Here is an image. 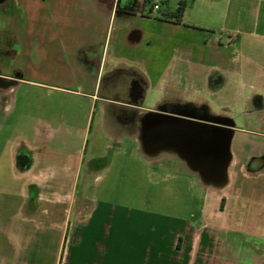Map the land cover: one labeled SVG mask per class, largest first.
<instances>
[{"label": "crops", "instance_id": "1", "mask_svg": "<svg viewBox=\"0 0 264 264\" xmlns=\"http://www.w3.org/2000/svg\"><path fill=\"white\" fill-rule=\"evenodd\" d=\"M186 1L175 23L162 15L177 4L0 0V36L13 42L0 57V264H243V233L212 212L198 222L92 187L127 160L153 172L165 149L181 158L173 113L192 105L179 92L227 73L226 52L237 74L245 50L264 58V0ZM236 192L237 217H257L261 188Z\"/></svg>", "mask_w": 264, "mask_h": 264}, {"label": "rangeland", "instance_id": "2", "mask_svg": "<svg viewBox=\"0 0 264 264\" xmlns=\"http://www.w3.org/2000/svg\"><path fill=\"white\" fill-rule=\"evenodd\" d=\"M177 1L160 0L158 4L162 11H168L175 7ZM150 7L148 3V10ZM12 50L11 33H5L3 38L0 36V57H8ZM229 58L228 52L222 55L224 60L221 66L227 67V73L208 71L205 83L197 78L194 88L179 92L180 101L194 107H205L210 115L233 122L229 145L231 156L224 181L205 179L201 171L195 167L196 170H192L187 165L194 164L190 157L180 151L179 158L165 149L160 159L163 169L153 172L136 170L134 162L127 160L132 169L124 170V175L120 176L104 175L92 187L99 199L127 203L158 202L162 203L161 210L169 212V215L183 218L192 212L198 222H204V211L212 212L213 225L226 227L234 237L237 233H243V264H264V58L245 50L243 60L238 65L240 74L235 72L237 67L229 63ZM196 119L203 121L205 118ZM178 169L181 173L176 171ZM240 184L262 190V196L255 204V209L258 208L260 213L255 218L248 208L240 211L237 217L236 191ZM242 204L238 202V205ZM235 260L234 257L233 264H237ZM238 264L241 262L238 261Z\"/></svg>", "mask_w": 264, "mask_h": 264}, {"label": "flooded vegetation", "instance_id": "3", "mask_svg": "<svg viewBox=\"0 0 264 264\" xmlns=\"http://www.w3.org/2000/svg\"><path fill=\"white\" fill-rule=\"evenodd\" d=\"M176 111L182 115L189 116L190 118H195L184 119L183 117L181 118V116H178V119H176V123L179 125V138L177 141L178 149H180L179 153L182 151L183 147L190 150H201L203 148H208V146L212 147L215 143L218 145L220 144L219 146L221 148V145L223 144L221 142L225 140L224 138L228 134L232 137L234 125L230 119L210 115L203 107L179 106ZM196 118L205 119L203 121H199ZM198 122H201L202 124H196ZM211 153V155L217 154L219 158L222 157V150L215 151V149H213ZM211 170L213 173L212 168ZM249 170L253 171L252 168H249Z\"/></svg>", "mask_w": 264, "mask_h": 264}, {"label": "bare ground", "instance_id": "4", "mask_svg": "<svg viewBox=\"0 0 264 264\" xmlns=\"http://www.w3.org/2000/svg\"><path fill=\"white\" fill-rule=\"evenodd\" d=\"M163 121H164V119H163ZM182 138H183V136H182ZM183 149L185 150V152L189 153L202 166V175L207 180L212 179L211 168L215 172L217 169V166H218V162L219 163L222 162V160L224 159V156H225V153H224L225 151L222 152L221 158H219L217 154L211 155L212 149L210 146H208V148H203L201 150H199V149L190 150L186 147H183ZM228 154H229V156H231L230 150H228ZM215 180L217 182H222L224 180V174H223V177L219 176Z\"/></svg>", "mask_w": 264, "mask_h": 264}, {"label": "water", "instance_id": "5", "mask_svg": "<svg viewBox=\"0 0 264 264\" xmlns=\"http://www.w3.org/2000/svg\"><path fill=\"white\" fill-rule=\"evenodd\" d=\"M163 113H167L166 111H162ZM179 114V113H178ZM179 115H182L181 113ZM231 135L228 134L226 137H225V140L221 143H223L221 145V148H220V144L218 145L217 143L213 144L211 149H215V151H221L225 153V156H224V159L222 160V162H218V166H217V169L216 171L212 173V178L216 179L218 178L219 176L220 177H223V174H224V178H225V172H226V168H227V165H228V162H229V154H228V150H229V145H230V140H231ZM220 149V150H219ZM224 181V180H223ZM217 182V181H216Z\"/></svg>", "mask_w": 264, "mask_h": 264}, {"label": "trees", "instance_id": "6", "mask_svg": "<svg viewBox=\"0 0 264 264\" xmlns=\"http://www.w3.org/2000/svg\"><path fill=\"white\" fill-rule=\"evenodd\" d=\"M146 2H150L151 0H145ZM187 8V1L186 0H179L177 3V7L174 11L166 12L162 15L164 20H170L175 23H179L181 18L184 15V12Z\"/></svg>", "mask_w": 264, "mask_h": 264}, {"label": "built area", "instance_id": "7", "mask_svg": "<svg viewBox=\"0 0 264 264\" xmlns=\"http://www.w3.org/2000/svg\"><path fill=\"white\" fill-rule=\"evenodd\" d=\"M159 1L160 0H151L148 2L151 5L152 10H157L159 8Z\"/></svg>", "mask_w": 264, "mask_h": 264}]
</instances>
